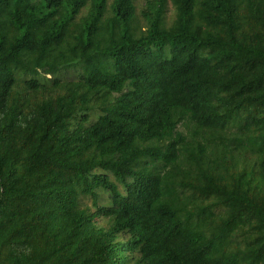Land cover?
Wrapping results in <instances>:
<instances>
[{
  "label": "trees",
  "instance_id": "1",
  "mask_svg": "<svg viewBox=\"0 0 264 264\" xmlns=\"http://www.w3.org/2000/svg\"><path fill=\"white\" fill-rule=\"evenodd\" d=\"M136 1L0 0V264H264V0Z\"/></svg>",
  "mask_w": 264,
  "mask_h": 264
},
{
  "label": "rangeland",
  "instance_id": "2",
  "mask_svg": "<svg viewBox=\"0 0 264 264\" xmlns=\"http://www.w3.org/2000/svg\"><path fill=\"white\" fill-rule=\"evenodd\" d=\"M142 5H143V0H137L136 1V7H137L136 10H137V12H139V10L141 9ZM172 9H173L172 5L169 4V9H168L167 14H166L167 20H169L172 17V13H173ZM141 23L143 24V20H141Z\"/></svg>",
  "mask_w": 264,
  "mask_h": 264
}]
</instances>
